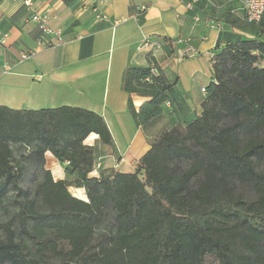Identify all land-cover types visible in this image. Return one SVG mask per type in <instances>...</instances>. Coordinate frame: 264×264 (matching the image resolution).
<instances>
[{
	"label": "trees",
	"instance_id": "16d2710c",
	"mask_svg": "<svg viewBox=\"0 0 264 264\" xmlns=\"http://www.w3.org/2000/svg\"><path fill=\"white\" fill-rule=\"evenodd\" d=\"M218 49L201 113L154 138L142 174L90 177L85 141L115 149L95 112L0 106V264H264V37ZM173 86L156 63L126 69L123 90L150 99L129 98L137 126L173 114Z\"/></svg>",
	"mask_w": 264,
	"mask_h": 264
},
{
	"label": "crops",
	"instance_id": "0c3cea01",
	"mask_svg": "<svg viewBox=\"0 0 264 264\" xmlns=\"http://www.w3.org/2000/svg\"><path fill=\"white\" fill-rule=\"evenodd\" d=\"M31 2L28 8L21 1L0 0L1 29L10 37L8 46L0 47V67L11 68L8 74H0V106L22 111L71 106L103 117L115 149H107L96 134H92L93 142L85 141L96 149L98 167L90 174L93 178L102 170L142 174L139 160L154 138L164 128L184 125L201 113L202 89L212 81V59L218 48L240 38L264 37V16L262 26L244 22V9L235 0H199L192 8L190 0H108L106 20H98L96 6L83 8L81 0ZM140 7L146 10L138 11ZM34 13L47 16L52 28L62 30L61 45L45 47L48 38L31 22ZM209 20L221 29L211 28ZM145 38L161 43V49L150 53L143 48ZM187 49L196 56L182 58ZM23 53L33 55L21 62ZM155 63L174 84L167 108L173 114L148 128L139 127L129 112V98L136 111L150 99L127 94L123 76L130 66ZM183 73L189 74L185 87ZM45 158L54 180H65L66 166L51 153ZM70 190H82L85 195L84 189Z\"/></svg>",
	"mask_w": 264,
	"mask_h": 264
},
{
	"label": "built area",
	"instance_id": "2783aa9c",
	"mask_svg": "<svg viewBox=\"0 0 264 264\" xmlns=\"http://www.w3.org/2000/svg\"><path fill=\"white\" fill-rule=\"evenodd\" d=\"M11 2H23L24 5L28 8L32 6L31 0H8ZM108 0H81L83 8L87 5H95L94 12L96 13V18L98 20H106L107 17L104 14V6ZM191 3L188 4L189 8L193 7V4L199 0H190ZM211 2L212 0H205ZM238 2L244 9V17L249 24H258L261 22L264 16V0H235ZM145 7L138 8V11H145ZM198 22L199 19H196ZM31 22L37 24L41 33L48 38V41L44 44L47 48H55L63 43V32L60 29H54L50 25L49 18L40 13H34L31 16ZM208 24L211 28L221 29L220 26L216 25L215 21L209 20ZM9 34L4 32L1 29L0 25V47H6L9 44ZM162 44L158 42H153L150 38H145L143 41V48H148L151 51L160 50ZM33 53H23L21 54V62L30 59ZM196 56V53L190 49H187L181 53L182 58H193ZM11 71V68L7 65L0 67V74H8ZM205 89H202V92L205 93ZM68 164V163H67Z\"/></svg>",
	"mask_w": 264,
	"mask_h": 264
},
{
	"label": "rangeland",
	"instance_id": "374dc122",
	"mask_svg": "<svg viewBox=\"0 0 264 264\" xmlns=\"http://www.w3.org/2000/svg\"><path fill=\"white\" fill-rule=\"evenodd\" d=\"M187 75H189V74H188V73H183V86H184V87H185L188 83H190V81L188 80V76H187ZM203 80H204V79L201 80L202 83H204ZM208 81H209V80H207V83H208ZM193 97H196V95L193 96ZM193 97L191 96V97H189V99H192ZM70 191H71V193L73 194V192H72L73 190H70Z\"/></svg>",
	"mask_w": 264,
	"mask_h": 264
}]
</instances>
